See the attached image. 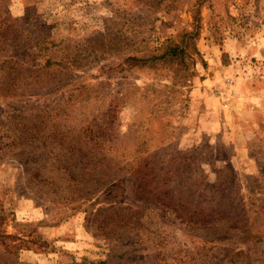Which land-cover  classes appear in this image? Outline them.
<instances>
[{
  "label": "rangeland",
  "instance_id": "rangeland-1",
  "mask_svg": "<svg viewBox=\"0 0 264 264\" xmlns=\"http://www.w3.org/2000/svg\"><path fill=\"white\" fill-rule=\"evenodd\" d=\"M0 12L18 40L50 38L54 64L47 87L0 94V136L37 116L106 182L70 201L84 190L59 177L45 194L8 155L0 264H264V0H0Z\"/></svg>",
  "mask_w": 264,
  "mask_h": 264
},
{
  "label": "trees",
  "instance_id": "trees-1",
  "mask_svg": "<svg viewBox=\"0 0 264 264\" xmlns=\"http://www.w3.org/2000/svg\"><path fill=\"white\" fill-rule=\"evenodd\" d=\"M9 22L11 21L8 16L0 12V45L7 51L3 60L6 70L3 69L0 74V94L11 95L20 90L23 93L24 91L32 93L47 87V77L53 74V70L49 68L54 65L53 57L45 55L50 38L47 36L38 38L34 44H31L26 36H23V40H18L16 36L10 34ZM166 50L170 52L169 54H175L176 48L168 47ZM41 58L44 59V64L41 63ZM22 117V113L18 112L11 123L18 122ZM35 118L37 116L26 123L21 120L19 123L23 130L21 134L10 132L7 133L8 136H0V162L8 155L17 158L24 171L30 172L36 182L42 183L40 189L49 186L48 191L44 193L56 197L60 190L57 184L59 177L66 178L70 184L68 187L78 193L85 189L78 187H88V182L96 185L106 183L101 180L105 172L101 167H97L101 163L100 160L92 156L79 141L72 142L67 134L46 135L45 130L37 124L40 120ZM50 173L54 175H49ZM117 188L118 184H113L107 186V191H115ZM89 192L90 190L86 189L80 196L72 195L69 199L77 200L84 195H90ZM114 195L118 197L119 194Z\"/></svg>",
  "mask_w": 264,
  "mask_h": 264
},
{
  "label": "crops",
  "instance_id": "crops-1",
  "mask_svg": "<svg viewBox=\"0 0 264 264\" xmlns=\"http://www.w3.org/2000/svg\"><path fill=\"white\" fill-rule=\"evenodd\" d=\"M208 82H210V81L209 80H204V81H202V83L198 84L199 85V90L196 91V92H198L201 96L207 95L208 90L206 88H204V87H208L207 86ZM205 100H207V99H205ZM231 108L232 109H237L235 104L233 106H231ZM244 110H245V113L248 115V117L253 118L254 116H256L257 108H255L254 104L253 105L248 104L247 106L244 107Z\"/></svg>",
  "mask_w": 264,
  "mask_h": 264
},
{
  "label": "built area",
  "instance_id": "built-area-1",
  "mask_svg": "<svg viewBox=\"0 0 264 264\" xmlns=\"http://www.w3.org/2000/svg\"><path fill=\"white\" fill-rule=\"evenodd\" d=\"M233 81H229L228 84H231ZM218 94L220 95V92H218ZM229 99L228 98H224L223 99V106L224 107H227L228 106V101Z\"/></svg>",
  "mask_w": 264,
  "mask_h": 264
}]
</instances>
